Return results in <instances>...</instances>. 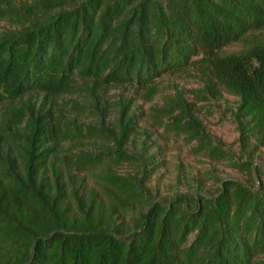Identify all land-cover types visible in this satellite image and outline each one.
I'll use <instances>...</instances> for the list:
<instances>
[{"label":"trees","instance_id":"trees-1","mask_svg":"<svg viewBox=\"0 0 264 264\" xmlns=\"http://www.w3.org/2000/svg\"><path fill=\"white\" fill-rule=\"evenodd\" d=\"M4 21L18 28L0 25V106L21 105L0 120V264H264L259 167L255 186L227 180L214 197L145 198L150 205L127 230L116 214L143 197L138 183L111 170L98 176L109 211L99 192L80 194L78 178L132 158L124 149L139 117L132 100L120 103L114 128L99 92L130 87L152 100L158 79L189 68L211 94L221 86L240 98L243 141L264 136V0H0ZM237 44L247 49L222 55ZM77 91L92 103L66 107L97 112V125L55 109L57 98ZM40 94L48 108L32 101ZM155 114L198 140L199 151L225 158L182 94ZM95 140L108 143L86 150Z\"/></svg>","mask_w":264,"mask_h":264},{"label":"rangeland","instance_id":"rangeland-1","mask_svg":"<svg viewBox=\"0 0 264 264\" xmlns=\"http://www.w3.org/2000/svg\"><path fill=\"white\" fill-rule=\"evenodd\" d=\"M32 0H15L17 5ZM43 17V15H40ZM4 30L16 29L17 25L4 21L0 23ZM20 25V23L18 24ZM18 28V27H17ZM244 45L237 44L227 47L222 55L241 53L246 50ZM80 83V82H79ZM78 83V84H79ZM158 93L152 100H147L143 92H137L130 87L111 86L97 94L103 97L101 101L107 106L105 123L115 128L114 119L118 115L119 105L125 100H132L131 110L138 114L137 125L125 150L132 158L129 161H108L101 168L82 173L78 178L84 179V187L80 194L88 199L91 191L99 192L97 203L110 211L112 204L107 201L106 194L98 185V176L108 173L130 178L138 183L143 195L133 207L118 209L117 222L124 227H131L137 217L140 206L147 209L148 202H170L177 195L201 194L207 197L219 195L224 181L239 180L255 186L259 180L256 168L264 177V136L254 135L247 141L242 140L239 120L236 116L240 105V98L229 93L221 86L216 93L208 91V82L193 68L181 73H168L157 80ZM80 85V84H79ZM81 86V85H80ZM82 88V87H81ZM104 92V93H103ZM178 94L194 105L195 115L213 145L223 149L226 156L223 159L210 157L208 151H199L200 143L192 140L173 126V120L165 117L161 123L155 111L165 108ZM40 94L32 98L39 108L44 102L48 108L50 102L44 100ZM78 102L88 106L92 103L91 96L82 91L65 95L56 99L55 109L63 111L66 117H74L80 122L98 124L99 116L95 111H74L69 102ZM21 102H7L0 106V120H4V113ZM165 122L166 127L163 125ZM118 131V128L116 126ZM104 140H95L86 148L90 152H99ZM115 147L112 143L110 147ZM146 198V199H145ZM73 209L77 211V202L72 200ZM144 201V202H143ZM141 202V203H139ZM135 209V210H133Z\"/></svg>","mask_w":264,"mask_h":264}]
</instances>
